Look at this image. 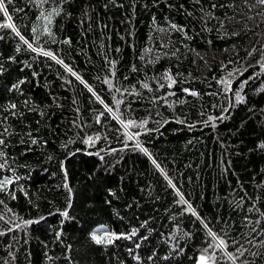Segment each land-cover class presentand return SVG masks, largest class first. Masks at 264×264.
<instances>
[{"label":"trees","instance_id":"obj_1","mask_svg":"<svg viewBox=\"0 0 264 264\" xmlns=\"http://www.w3.org/2000/svg\"><path fill=\"white\" fill-rule=\"evenodd\" d=\"M3 2L0 264H264V4Z\"/></svg>","mask_w":264,"mask_h":264},{"label":"snow or ice","instance_id":"obj_2","mask_svg":"<svg viewBox=\"0 0 264 264\" xmlns=\"http://www.w3.org/2000/svg\"><path fill=\"white\" fill-rule=\"evenodd\" d=\"M259 3H261V4H264V0H259ZM0 11H4L5 12V15H7V12H6V10H5V5H4V2H3V0H0ZM10 18V17H9ZM8 27H13L12 25H8ZM173 27H176L175 25H173ZM17 34H19V33H17ZM22 39H23V37H22ZM26 43H27V41H25ZM29 47H31V45L29 44ZM45 55H51L50 53H45ZM69 71H70V69H69ZM75 75V74H74ZM77 79H79V77H77ZM15 87V86H14ZM91 90V89H90ZM185 91H187V90H185ZM192 95H196V93H192ZM10 107H12V108H15V105H10ZM129 139H131V137H129ZM35 142V141H34ZM0 143H3V141L2 140H0ZM137 147H140L139 146V144H137ZM141 151H143V152H145V153H147V150L146 149H143V148H141L140 149ZM153 163H155V161H153ZM0 167H2V165H0ZM157 167H158V165H157ZM4 183H11V181H5ZM0 186H2V185H0ZM65 187H67V185H65ZM64 215H66V213H64ZM132 235H135V231H133V233H132ZM120 237H118V236H113L112 238H107V239H105V238H100V237H97L96 235H93L92 236V239L97 243V244H100V243H108V244H110V243H112L113 242V239H119ZM222 246H224V241L223 240H220L219 241V244L217 245V247H222ZM205 257L204 256H201L200 257V262H201V264H205Z\"/></svg>","mask_w":264,"mask_h":264},{"label":"bare ground","instance_id":"obj_3","mask_svg":"<svg viewBox=\"0 0 264 264\" xmlns=\"http://www.w3.org/2000/svg\"><path fill=\"white\" fill-rule=\"evenodd\" d=\"M124 125V124H123ZM134 146V145H133ZM98 235V234H97Z\"/></svg>","mask_w":264,"mask_h":264},{"label":"rangeland","instance_id":"obj_4","mask_svg":"<svg viewBox=\"0 0 264 264\" xmlns=\"http://www.w3.org/2000/svg\"><path fill=\"white\" fill-rule=\"evenodd\" d=\"M96 236H98V235H96Z\"/></svg>","mask_w":264,"mask_h":264}]
</instances>
